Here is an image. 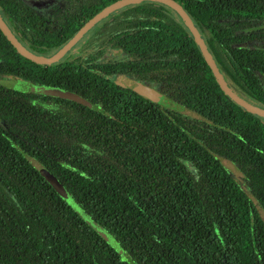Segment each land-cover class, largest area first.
Listing matches in <instances>:
<instances>
[{
  "label": "trees",
  "instance_id": "1",
  "mask_svg": "<svg viewBox=\"0 0 264 264\" xmlns=\"http://www.w3.org/2000/svg\"><path fill=\"white\" fill-rule=\"evenodd\" d=\"M71 1L60 15L65 37L49 54L118 0ZM176 1L228 83L264 106V0ZM18 5L9 3L10 17L23 14ZM106 16L81 51L44 66L0 29V79L61 86L100 107L0 84V264H264V118L224 92L170 6L145 0ZM107 44L130 57L114 72L183 108L110 81L106 59L93 61Z\"/></svg>",
  "mask_w": 264,
  "mask_h": 264
},
{
  "label": "water",
  "instance_id": "2",
  "mask_svg": "<svg viewBox=\"0 0 264 264\" xmlns=\"http://www.w3.org/2000/svg\"><path fill=\"white\" fill-rule=\"evenodd\" d=\"M145 0H118L114 3L108 5L104 9H102L100 12H98L96 15H94L90 20H88L84 26H82L78 32L72 37V39L69 40L67 44H65L62 48H60L57 52L53 53L50 56H40L33 52H31L15 35V33L11 30L9 25L6 23V21L3 19L1 13H0V29L5 34L7 39L11 42V44L17 49L18 53L23 55L24 57L28 58L29 60H32L34 62L40 63V64H51L55 61H58L61 57H63L71 48L72 46L89 30L91 29L99 20H101L103 17L111 13L112 11L118 10L119 8L131 4V3H138ZM150 1H156L161 2L163 4H166L173 8L184 20L185 24L188 26L190 32L192 33L194 40L198 44L204 58L206 59L207 63L211 67L217 81L219 82L221 88L224 90V92L231 97L238 105H240L242 108H245L246 110L253 112L257 114L258 116L264 118V106L256 104L252 101L247 100L242 95H240L226 80L224 74L220 70L215 58L212 55V52L208 48L205 39L203 38L201 32L199 31L198 27L196 26L193 19L190 17V15L187 13V11L183 8V6L177 2L176 0H150ZM0 84L16 89L23 92H37V93H43L48 94L52 96H58L61 98H67L74 101H77L81 104H84L86 106H89L91 108L100 110V107L92 102L91 100L87 99L86 97L80 95L77 92L64 89L59 86H51V85H41L36 84L32 81L26 80L22 78L19 75L9 74L5 78L0 79ZM127 88H132L135 91L139 92L140 94L146 96L147 98L154 100L164 106H171L176 108H183L182 105L178 104L171 98L167 97L166 95L160 93L157 91L154 87L150 85H146L141 82L133 81L130 79H127L124 84ZM187 112H191L193 114V111L187 110ZM56 188L58 191H62L64 193L66 192V189H64L63 185L59 182L56 184ZM73 206L84 216L89 223L97 229V231L103 235L104 238L108 240V242L114 246L115 248L119 249L121 252L123 251V248L119 244V242L112 236L110 232L106 230V228L102 225H100L98 222L92 220L89 215L76 203H73Z\"/></svg>",
  "mask_w": 264,
  "mask_h": 264
},
{
  "label": "flooded vegetation",
  "instance_id": "3",
  "mask_svg": "<svg viewBox=\"0 0 264 264\" xmlns=\"http://www.w3.org/2000/svg\"><path fill=\"white\" fill-rule=\"evenodd\" d=\"M10 2H13L15 5L19 4L17 7L22 11L24 15L15 11V14H13L14 16L11 15L14 18L10 17L9 14L10 12L7 11ZM71 2H72L71 0H11V1L0 0V13L3 19L11 28V30L15 33L16 37L31 52L40 56H50L57 51L50 54L49 51H51L58 43L61 42V39L65 37L64 31H61L62 29H61L60 15L62 10H65L66 7H68L71 4ZM11 7L15 8L16 6L11 5ZM24 17H29V18L34 17V19L36 20L33 22H28L31 25L27 27L25 26L23 21ZM76 23H77V18L75 17L73 18L72 24L75 25ZM92 28L89 29L72 46V48L67 53L70 52L72 53V51H81L84 47V38L92 30ZM78 30L76 31V33L78 32ZM26 35H28L29 37H27ZM72 37L69 38L67 42L62 45V47L65 44H67L69 40L72 39ZM98 47L99 46H89L86 50L92 51ZM67 53L63 57H61L58 61H55L53 63H60L61 61H63L64 58L67 56ZM129 58H130L129 55L125 53L122 49L112 48L110 44L109 45L107 44L101 58L99 57L97 58V60H93V61L100 62L102 59H106V62L110 64V67L108 68L106 74L107 78L116 84L122 83L124 87L125 81L127 79L144 83L143 81L136 79V77L131 73H129L128 70L125 72H118V73L113 71L114 65L124 62ZM86 59H88V57H86ZM87 64L89 66L90 61ZM42 65L44 66L48 64H42ZM68 65L72 66V63H69Z\"/></svg>",
  "mask_w": 264,
  "mask_h": 264
},
{
  "label": "rangeland",
  "instance_id": "4",
  "mask_svg": "<svg viewBox=\"0 0 264 264\" xmlns=\"http://www.w3.org/2000/svg\"><path fill=\"white\" fill-rule=\"evenodd\" d=\"M166 5V4H165ZM168 6V5H167ZM222 162L229 167L230 169H232V171L235 174V177L239 180H242V173L241 171L232 163L230 162L228 159L223 158Z\"/></svg>",
  "mask_w": 264,
  "mask_h": 264
}]
</instances>
